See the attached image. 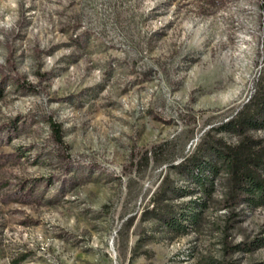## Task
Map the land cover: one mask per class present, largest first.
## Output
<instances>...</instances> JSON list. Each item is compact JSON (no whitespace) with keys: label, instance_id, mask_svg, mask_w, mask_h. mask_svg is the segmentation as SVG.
<instances>
[{"label":"rangeland","instance_id":"374dc122","mask_svg":"<svg viewBox=\"0 0 264 264\" xmlns=\"http://www.w3.org/2000/svg\"><path fill=\"white\" fill-rule=\"evenodd\" d=\"M263 68L264 0H0V264H262L264 206L142 211Z\"/></svg>","mask_w":264,"mask_h":264},{"label":"trees","instance_id":"16d2710c","mask_svg":"<svg viewBox=\"0 0 264 264\" xmlns=\"http://www.w3.org/2000/svg\"><path fill=\"white\" fill-rule=\"evenodd\" d=\"M53 128L61 138V126L54 123ZM259 131H264V68L253 92L228 119L205 130L194 149L178 162L168 161L188 184L179 186L166 174L142 218L158 219L161 227L175 236L200 224L212 201L219 200L226 208L264 206V132ZM225 133L235 135V140H228ZM145 156L148 161V152ZM218 181L223 187L220 199L214 195ZM198 191L201 194L194 196ZM187 195L190 198H185ZM242 246L246 250L264 246V234Z\"/></svg>","mask_w":264,"mask_h":264}]
</instances>
